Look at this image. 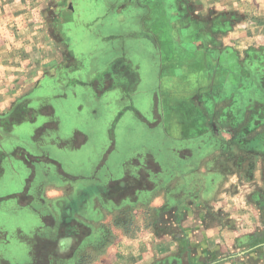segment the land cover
Instances as JSON below:
<instances>
[{
	"label": "crops",
	"instance_id": "obj_1",
	"mask_svg": "<svg viewBox=\"0 0 264 264\" xmlns=\"http://www.w3.org/2000/svg\"><path fill=\"white\" fill-rule=\"evenodd\" d=\"M75 1L0 0V218L6 219L0 222V263L11 264L2 259L5 254L15 256L12 232L18 233V256L27 249L41 257L47 255L44 242L61 238L63 224L71 223L86 233L54 253L56 260L41 264H79L81 252L97 243L96 264H172L175 259L190 264L201 253L187 251L184 239L176 241L168 218L158 219L156 226L138 224L110 243L98 228L106 222L96 219V210L142 207L157 199L158 177L168 160L160 146L178 138L173 133L160 141L162 130L180 121L184 105L200 115L205 107L200 99L205 104L207 88H213L209 82L226 72L224 43L234 51L229 74L236 82L238 57L255 46L264 48V0H85L81 10ZM41 5L54 19L48 28ZM142 50L149 54L143 66L135 61ZM145 73L156 83L143 108L138 96ZM188 82L191 88H184ZM194 95H199L198 107L188 99L183 103L182 96ZM87 111L92 120L87 121L99 127L92 133L72 122L64 126V115L82 121ZM128 117L146 140L123 149L125 156L116 163L113 156L122 152L118 128ZM190 125L184 124L188 131ZM202 126L207 127L205 121ZM84 150L83 157L67 163L59 156ZM179 152L172 153L182 162L195 154ZM21 212L22 220L16 218ZM187 234V239L193 236ZM200 239L207 237L200 232Z\"/></svg>",
	"mask_w": 264,
	"mask_h": 264
},
{
	"label": "rangeland",
	"instance_id": "obj_2",
	"mask_svg": "<svg viewBox=\"0 0 264 264\" xmlns=\"http://www.w3.org/2000/svg\"><path fill=\"white\" fill-rule=\"evenodd\" d=\"M66 1L70 2V0ZM84 1L76 0L73 4L80 6L78 8L81 10L86 6L83 5ZM39 12L42 17L46 16V28H48L54 21L53 17L48 14V10H44L42 5ZM190 17L193 18L194 15ZM78 18L81 19L79 16ZM41 20L44 24L45 18ZM208 23H211L210 20ZM222 52L223 59L227 62L226 72L224 71L222 76L219 75L216 81L209 82L217 90L212 93L213 88H207L205 104L204 96L200 99L203 103L202 107L205 105L200 115L194 106L190 110L184 105V117L182 116L178 123L175 120V122H169L162 130L164 137L161 135L163 138L160 136L162 138L160 141L169 140L166 135L173 133L178 138L171 140V145L167 147L163 144L160 146L161 151H164L163 156L166 155L168 160L164 164V175L158 177L157 183L161 187L159 195L155 196L158 200L152 201L153 203H143L142 207L139 205L105 212L101 209L96 210V219L102 217L105 219L106 224H100L98 228L104 230L107 242L112 243L114 238L118 239L130 232L132 227L138 228V224H144L143 226L146 227L154 222L152 226H156L155 221L159 219L162 222V218L166 217L169 223L174 224L176 241L180 242L184 239L187 251L201 253V256H196V261L190 264H264V48L261 45L255 46V50L249 54H241L238 57L240 65L236 69L239 72L237 82L229 74L234 67L231 65L233 60L230 59L234 51L224 43ZM145 53L148 52L142 50L138 52V56L135 53L137 57L135 61L142 63V66L146 63L144 58L149 56ZM148 75L149 73H145L146 77L138 96L141 97L143 108L149 104L148 93L155 88L156 83V79ZM79 78L85 79L81 76ZM174 84L177 85L178 81ZM183 87L191 88L189 82ZM182 97L186 99L183 103H187L188 99L198 107L199 95L190 96L192 98ZM82 104L75 105L74 109ZM74 111L78 114L77 111L80 109L77 107ZM87 113L88 111L84 112L83 117L88 115ZM199 117L202 124L206 122V128L202 124L201 127L198 126ZM161 119L159 115L158 120ZM64 120L65 127L67 123L72 122L78 126L77 128L87 133H92L93 127L99 128L95 121L88 122L92 120L86 117L82 118V121L78 118L74 120L73 116L66 114ZM190 121L191 130L188 131L184 124ZM103 123L107 124V121ZM63 132L66 133L65 130ZM149 134L153 135V133ZM118 136L122 152L113 156V162L116 163L121 160L123 151L127 150L128 146L146 140L143 131L129 117L125 118L118 128ZM185 136L189 137V140H180ZM173 142L175 144L170 147ZM150 145L157 147V141ZM188 149L195 154L185 162L180 161L179 155L175 157L172 153L188 151ZM86 153L87 150H84L78 156L68 153L59 156L67 163L74 159L78 160ZM53 187L52 185L49 188ZM49 188L47 191L53 190ZM171 190L175 191L174 199L167 197ZM147 200H150V196L145 201ZM167 205L170 206L168 209ZM5 213L7 214V211ZM18 217L22 220L23 212L16 216ZM190 219L192 221L188 223ZM1 221L6 219L1 217ZM187 232L193 236L187 239ZM200 232L207 237V240L200 239ZM17 237L18 233L12 232L11 240L14 244L15 256L5 254L2 259L11 264L28 263L32 255L26 249L24 256H18L21 247L18 246ZM99 246L98 243L87 246L89 250L81 252L78 263H98L100 257L98 253L101 250ZM0 251H3V248L0 247ZM36 257L34 259L36 264H41V260L39 261ZM174 261L172 264H181L178 259ZM0 264L5 263L2 261Z\"/></svg>",
	"mask_w": 264,
	"mask_h": 264
},
{
	"label": "trees",
	"instance_id": "obj_3",
	"mask_svg": "<svg viewBox=\"0 0 264 264\" xmlns=\"http://www.w3.org/2000/svg\"><path fill=\"white\" fill-rule=\"evenodd\" d=\"M146 165L148 166V164L146 163ZM158 169V168H157ZM160 174V173H159ZM61 234V238L58 239H54V240H47L44 242L43 247L42 248V252H46L47 255H42L41 257L39 256H34L32 257V260L35 261V257L36 259H39L41 261L47 259V261L50 263L53 261V259L56 260V258H58V256L54 255V253L58 252L59 250L62 251L66 248L69 247L70 244V239H72V241L74 240H79L83 234L86 233V228H84L83 226H77L71 223H64L62 226V229L60 230ZM66 247V248H64ZM68 251V252H67ZM65 252H67L66 254H64V258L69 259L71 257V252H69V250H65ZM50 253V254H48ZM63 258V257H62Z\"/></svg>",
	"mask_w": 264,
	"mask_h": 264
},
{
	"label": "flooded vegetation",
	"instance_id": "obj_4",
	"mask_svg": "<svg viewBox=\"0 0 264 264\" xmlns=\"http://www.w3.org/2000/svg\"><path fill=\"white\" fill-rule=\"evenodd\" d=\"M6 128V127H5ZM7 129V128H6Z\"/></svg>",
	"mask_w": 264,
	"mask_h": 264
}]
</instances>
